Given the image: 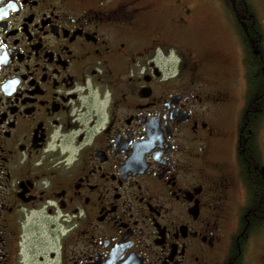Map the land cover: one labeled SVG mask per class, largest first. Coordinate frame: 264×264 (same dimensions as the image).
<instances>
[{
    "label": "flooded vegetation",
    "instance_id": "af4514ba",
    "mask_svg": "<svg viewBox=\"0 0 264 264\" xmlns=\"http://www.w3.org/2000/svg\"><path fill=\"white\" fill-rule=\"evenodd\" d=\"M260 2L0 0V264H264Z\"/></svg>",
    "mask_w": 264,
    "mask_h": 264
},
{
    "label": "rangeland",
    "instance_id": "374dc122",
    "mask_svg": "<svg viewBox=\"0 0 264 264\" xmlns=\"http://www.w3.org/2000/svg\"><path fill=\"white\" fill-rule=\"evenodd\" d=\"M152 1H161V0H152ZM188 2L186 4H191L193 6L198 7V11H200V16L203 20L201 30H204L205 34L208 37L207 44L204 46V50H208L210 52H221L226 54L227 56H231L232 59H235V53L231 51L230 46L221 43L218 39L220 33L217 29L219 13L216 5V0H183V2ZM256 4L258 10L260 11L263 6L260 2L261 0H253ZM229 39V37H228ZM233 62V60H232ZM225 66V70H228V64L223 63ZM230 64L231 60H230ZM240 113L238 114L237 122L239 121Z\"/></svg>",
    "mask_w": 264,
    "mask_h": 264
},
{
    "label": "trees",
    "instance_id": "16d2710c",
    "mask_svg": "<svg viewBox=\"0 0 264 264\" xmlns=\"http://www.w3.org/2000/svg\"><path fill=\"white\" fill-rule=\"evenodd\" d=\"M252 156L254 157V159H255V163L257 164V158H258V156H259V154L253 149V153H252ZM257 187V186H256ZM261 191H262V189H261Z\"/></svg>",
    "mask_w": 264,
    "mask_h": 264
}]
</instances>
